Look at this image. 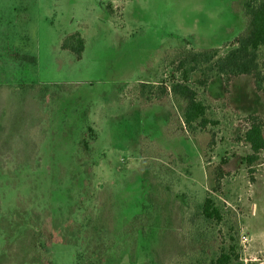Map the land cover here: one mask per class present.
<instances>
[{"label": "rangeland", "instance_id": "1", "mask_svg": "<svg viewBox=\"0 0 264 264\" xmlns=\"http://www.w3.org/2000/svg\"><path fill=\"white\" fill-rule=\"evenodd\" d=\"M245 1L0 0V264H189L231 238L237 264H264V151L249 163L241 139L264 93L212 80L215 135L138 95L176 77L169 52L232 48ZM74 32L81 60L61 47Z\"/></svg>", "mask_w": 264, "mask_h": 264}, {"label": "trees", "instance_id": "2", "mask_svg": "<svg viewBox=\"0 0 264 264\" xmlns=\"http://www.w3.org/2000/svg\"><path fill=\"white\" fill-rule=\"evenodd\" d=\"M243 11L247 19L246 28L227 52L221 54L220 48L196 50L186 47L169 52L165 56V65L172 68L176 77L170 83H140L138 95L141 105L173 98L181 109L179 119L174 120L176 127L178 125L179 129L196 135L219 125L218 120L210 117V107L205 99V91L212 80L222 77L229 90L234 78L249 76L255 89L264 93V0H246ZM61 47L81 60L86 42L81 33L74 32L63 40ZM196 75L199 77L195 78ZM246 120L247 128L241 139L252 150V155L246 157V161L254 163L264 151V119L260 115H250ZM211 132L215 135L214 131ZM214 143L213 137L210 145ZM222 177L217 179L216 192L221 187ZM198 209L208 221L220 223L223 219L220 208L211 197H207ZM231 241L233 243H225L214 254L202 251L200 258L189 264H237L240 249L234 238Z\"/></svg>", "mask_w": 264, "mask_h": 264}, {"label": "built area", "instance_id": "3", "mask_svg": "<svg viewBox=\"0 0 264 264\" xmlns=\"http://www.w3.org/2000/svg\"><path fill=\"white\" fill-rule=\"evenodd\" d=\"M242 240H243L244 242H248V241H249V238H248L247 236H243V237H242Z\"/></svg>", "mask_w": 264, "mask_h": 264}, {"label": "crops", "instance_id": "4", "mask_svg": "<svg viewBox=\"0 0 264 264\" xmlns=\"http://www.w3.org/2000/svg\"><path fill=\"white\" fill-rule=\"evenodd\" d=\"M250 241V240H249Z\"/></svg>", "mask_w": 264, "mask_h": 264}]
</instances>
